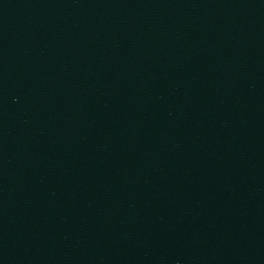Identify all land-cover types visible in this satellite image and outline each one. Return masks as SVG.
<instances>
[{
    "label": "water",
    "instance_id": "obj_1",
    "mask_svg": "<svg viewBox=\"0 0 264 264\" xmlns=\"http://www.w3.org/2000/svg\"><path fill=\"white\" fill-rule=\"evenodd\" d=\"M0 264H264V0H0Z\"/></svg>",
    "mask_w": 264,
    "mask_h": 264
}]
</instances>
